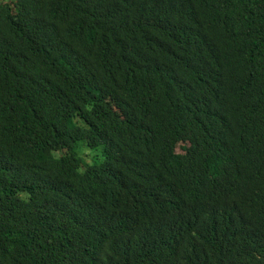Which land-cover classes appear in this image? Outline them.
I'll use <instances>...</instances> for the list:
<instances>
[{
  "label": "trees",
  "instance_id": "16d2710c",
  "mask_svg": "<svg viewBox=\"0 0 264 264\" xmlns=\"http://www.w3.org/2000/svg\"><path fill=\"white\" fill-rule=\"evenodd\" d=\"M0 264H264V0H0Z\"/></svg>",
  "mask_w": 264,
  "mask_h": 264
},
{
  "label": "rangeland",
  "instance_id": "374dc122",
  "mask_svg": "<svg viewBox=\"0 0 264 264\" xmlns=\"http://www.w3.org/2000/svg\"><path fill=\"white\" fill-rule=\"evenodd\" d=\"M2 1H4V2H11V1H13V0H2ZM85 148H86L85 151H87V152H88L89 154H91L92 156H94L93 153H95V155L98 154V152L91 150L89 147H85ZM81 149H82V148H81ZM81 149H80V150H81ZM82 150H84V149H82ZM177 150H178V151H181V148L178 147ZM85 151H84V152H85Z\"/></svg>",
  "mask_w": 264,
  "mask_h": 264
}]
</instances>
